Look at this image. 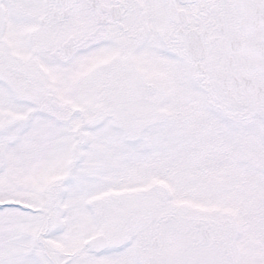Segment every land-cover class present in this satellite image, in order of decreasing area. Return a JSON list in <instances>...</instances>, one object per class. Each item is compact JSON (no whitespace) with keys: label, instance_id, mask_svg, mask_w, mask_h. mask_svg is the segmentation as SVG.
Here are the masks:
<instances>
[{"label":"snow or ice","instance_id":"obj_1","mask_svg":"<svg viewBox=\"0 0 264 264\" xmlns=\"http://www.w3.org/2000/svg\"><path fill=\"white\" fill-rule=\"evenodd\" d=\"M0 264H264V0H0Z\"/></svg>","mask_w":264,"mask_h":264}]
</instances>
